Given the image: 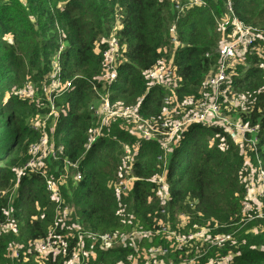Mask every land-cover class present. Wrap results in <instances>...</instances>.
I'll return each instance as SVG.
<instances>
[{"label": "trees", "instance_id": "obj_1", "mask_svg": "<svg viewBox=\"0 0 264 264\" xmlns=\"http://www.w3.org/2000/svg\"><path fill=\"white\" fill-rule=\"evenodd\" d=\"M204 1L205 6L189 9L176 23L179 46L174 51L173 61L181 76L179 87L174 93L160 87L145 93L143 72L157 64L167 55L165 50L171 48L169 26L176 10L169 1L31 0L25 5L20 0H0V191L15 175V169L28 160V149L38 140V132L26 121L28 116L46 112L43 105L27 104L12 95L3 100L6 90L19 81L24 70L45 76L52 56L65 41L60 53L62 78L71 79L76 75L81 78L75 79L72 88L54 101L56 107H65L54 140L61 157L79 160L82 179L68 182L70 188L64 191V198L73 209L64 226L57 230L61 234L75 233L71 226L76 225L94 232L129 231L134 227H150L157 219L171 217L183 220L185 232H194L204 225L209 229V236H224L225 240L220 245L201 240L190 249L181 246L160 257L166 264H177L181 258H192L202 251L205 254L194 264H210L227 255L231 256V264H264V217L247 224L248 221L241 223L240 220L246 197L245 178L250 168L244 165L238 144L226 138L221 128L193 125L183 133L179 144L171 147L166 165L169 184L166 200L157 197L156 185L151 182L162 167L157 159L161 153L159 143L137 141L118 124L112 125L110 135L129 146L133 160L135 155L132 176L140 180L131 182L127 194H117L113 189V184L122 186L120 175L124 165L123 148L116 140L99 138L87 155L82 156L83 145L95 121L89 110L95 103L89 80L102 69L101 56L93 51L94 44L109 33L118 19L121 29L116 36L120 44L125 45V61L118 68L116 82L109 86L111 101L132 104L143 96L141 115L159 121L167 94L179 104L187 99L203 98L201 87H204L205 77L217 64L216 48L221 33L215 18L224 13L225 0ZM232 7L242 22L264 29V0H232ZM238 62L231 78L230 93L241 97L243 103L236 107L229 104L224 111L249 125H259L264 168V41H258V50L244 53ZM206 92L209 93L208 87ZM5 203V198L0 196V220L9 207L19 231L10 233L19 241L27 244L46 235L52 225L54 205L43 178L25 173L17 197L8 207ZM254 229L256 234H253ZM1 236L2 264H11L10 261L38 264L30 258L21 261L3 257L9 239ZM157 244H164L161 235L149 246ZM90 246L86 244L87 248ZM91 249L98 254L94 261L109 264L134 253L131 247L99 251L92 245ZM46 264L63 262L55 259Z\"/></svg>", "mask_w": 264, "mask_h": 264}, {"label": "built area", "instance_id": "obj_2", "mask_svg": "<svg viewBox=\"0 0 264 264\" xmlns=\"http://www.w3.org/2000/svg\"><path fill=\"white\" fill-rule=\"evenodd\" d=\"M167 1L172 3L176 10V16L169 26L168 36L171 48L165 50L167 55L162 57L157 64L143 72L146 83L145 93H148L153 87H160L166 92L169 90L174 93L175 88L179 87L181 76L177 73L173 61L174 51L179 46L176 23L189 9L203 7L206 4L204 0ZM224 6V13L215 18L217 30L221 33V40L216 48L218 61L215 68L209 71L204 81L209 89V97L203 99L196 111L186 114L181 119H177L176 114L181 110L179 105L183 102L179 104L176 99H171L168 94L163 99L164 105L167 106L162 109L159 121H151L141 115L140 103L143 101V96L138 97L132 104L111 101L109 86L116 82L118 68L125 61V45L120 44L116 36L117 31L121 29V24L118 19L115 20L109 33L98 40L93 48V51L101 56L102 69L99 75L89 80L95 94V103L89 106V110L95 121L93 127L89 129L83 145L82 156L87 155L99 138L116 140L110 135L114 123L118 124L120 129L131 133L137 141H155L157 144L159 143L161 153L157 156V159L162 162L161 172L151 182L156 185L157 197L166 200L169 197L166 165L172 151L171 147L175 146L176 143L178 145L183 133L193 125L221 128L226 138L238 144L243 155L244 165L250 168L248 176L245 178L246 197L245 202L242 204V211L246 208L252 211L246 214V220L243 219V222H246L264 217V168L260 157V127L259 125H249L238 116L226 114L224 108H227L229 104L235 107L242 105V98H236L235 95L230 93L231 78L235 72V65L240 63L238 61L243 59L244 53L249 52L251 54L252 51L258 50V41H264V29L242 22L233 12L232 0H225ZM61 43L57 53L52 56L49 70L45 75L49 83V89L39 98L40 100H36V103L46 108V112L42 113L41 117L31 124V128L39 134L38 140L29 147L28 160L16 172L15 195L12 194L8 200V205H11L17 197L20 180L25 173L40 176L45 182L49 199L54 205L52 225L48 228L44 237L31 240L28 243L29 251L25 247L23 250V247L12 248L10 258L27 261L28 256L32 253L33 260L38 264H46L49 260L55 259L61 260L63 264H109L94 260L90 261V258L97 255L96 251L91 249L92 245H96L99 251L120 247H131L134 250L136 246L139 250L142 241L147 240L152 243V238H156V235L159 234L164 244L150 245L146 249L139 250L138 254L144 258V262L141 264H166L160 257L169 255L176 249L182 248L181 246L190 249L194 243L201 240L220 245L225 237L209 236V229L206 227H203V229L197 227L194 232L187 231L184 233H180L183 225L179 228L160 225L154 232L142 227H134L129 231L94 232L76 225L71 226V229L76 230L75 233L69 231L61 234L57 230L58 227L62 228L64 226L73 209L71 203L65 200L62 188L66 181L76 182L82 179L79 160L71 161L61 157L58 154V148L55 147L54 133L59 117L61 113H64L65 107H56L54 101L72 88L75 79L81 78L79 75L71 79L62 78L63 70L60 63V53L64 49V44ZM170 107L172 108L170 109ZM163 116H166V120L163 119ZM124 124L130 127H124ZM225 137L222 136L221 140ZM116 141L123 148L124 165H122L120 175L122 186L118 187L117 184H113V189L117 194L119 192L127 194V191H130L132 187L131 182L140 180V178L132 176L135 155L133 160V154L129 150V146L120 140ZM250 175L252 176L251 180H249ZM249 196H254L257 204L248 199ZM252 202L255 204L256 209L252 206ZM160 222L158 220V223ZM1 228L12 233L18 232L16 220L12 216L9 207L4 211L3 219L0 220ZM87 243L91 245L89 248L86 247ZM165 245L168 247H165ZM200 247L202 250L203 245ZM204 254L205 251H202L201 254L192 258H181L177 264H194L195 260ZM215 261H217V264H231V256H223ZM215 261H210V264H216ZM130 264L135 263L131 262Z\"/></svg>", "mask_w": 264, "mask_h": 264}, {"label": "rangeland", "instance_id": "obj_3", "mask_svg": "<svg viewBox=\"0 0 264 264\" xmlns=\"http://www.w3.org/2000/svg\"><path fill=\"white\" fill-rule=\"evenodd\" d=\"M20 2L22 4H25L26 3H30L31 0H20ZM27 14H32V13H27ZM32 16V15H30ZM62 40H60L61 42ZM7 43H10L9 41H6ZM61 44H65V41L62 42ZM60 46V44H59ZM59 46H58V50H59ZM206 85L204 84V87L202 86L201 88V93H203V98L201 99H198V100H188L182 104H180V108L181 110L175 115L177 119H181L182 117H184L186 114L188 113H191V112H194L198 109V106L201 104V102L203 101V99L205 100L206 98L209 97V94L206 92ZM49 89V83L47 82L45 76L43 75H36L34 73V71L32 72H29L27 70H24L22 73H20V76H19V81L13 85H11L7 90H6V94L4 95L3 97V100H5L7 98V96H10L12 95L13 98H18L19 100H22L24 102H26L27 104H31V103H36V100L39 99L46 90ZM206 92V93H204ZM40 100V99H39ZM164 106H167V105H164ZM172 107H170L171 109ZM228 109V108H227ZM225 112V111H224ZM226 113V112H225ZM228 114V113H226ZM42 113H39V114H33L32 116H28L27 120L28 121V124H32L33 121H36L37 119H39L41 117ZM163 119L166 120V116H163ZM94 124V122H93ZM124 127H130V126H126V124L123 125ZM262 152H263V146H262ZM20 169V168H18ZM17 168L15 169V172L14 174H16ZM19 171V170H18ZM161 171V169H158V171L156 172V175L159 174ZM252 179V176L250 175L249 176V180ZM68 182L69 181H66L63 188H62V193L64 194V191L67 190L69 191V185H68ZM14 183H15V175L8 181V185L0 191V196L1 197H4L5 200H6V203H5V206L7 205L8 207V200L10 198V196L13 194V196L15 195L14 193ZM18 192H19V189H18ZM14 201V200H13ZM252 211L248 208H246L245 210L242 211L241 213V217H240V220H241V223H243L244 220L247 219L246 217V214L248 213H251ZM244 219V220H243ZM158 220H155L154 223H152V225L150 227H145V229H149L151 230L152 232H154V230L158 229L160 227V225H165V226H169L170 228H174L176 225H183V221H178V220H175L171 217H165L164 220H161L160 223H158ZM239 220V221H240ZM255 220V219H254ZM260 220V219H258ZM247 223H250V221L246 222L245 224ZM198 226V225H197ZM203 227H205L204 225H201L199 227V229H203ZM184 231H180V233H184ZM212 232V231H211ZM19 233V231H18ZM257 231H253V234H256ZM0 235H2L1 237H5V236H8V239H9V243H8V247L6 249V252H5V255H3V257L10 259V252L12 250V248H15V247H20V246H24L25 249H27L29 251V248H28V243L25 244L26 242H21L18 240V237L11 234L8 230L6 229H0ZM158 235H156V238H152V243H154L155 241L158 240ZM20 243H23V244H20ZM144 243V244H143ZM17 245V246H14V245ZM147 247H149V243L147 240L145 241H142V244L140 245L139 247V250H142V249H146ZM139 250H138V246H136V249L133 250L134 253L128 255L124 260H119V259H123L122 257L118 258L115 263H123V264H130L131 262H134L135 264H141L142 262H144V258L138 254L139 253ZM98 254L93 257V258H90V261H93L97 258ZM28 258H33V255L31 253L30 256H28ZM168 261H170L169 259H167ZM147 261H149L147 259ZM9 263L12 264V261H10ZM0 264H2L0 262ZM5 264H8V263H5Z\"/></svg>", "mask_w": 264, "mask_h": 264}, {"label": "crops", "instance_id": "obj_4", "mask_svg": "<svg viewBox=\"0 0 264 264\" xmlns=\"http://www.w3.org/2000/svg\"><path fill=\"white\" fill-rule=\"evenodd\" d=\"M248 199H251L254 203H256L257 204V200H256V198L253 196V197H248ZM252 202V206L254 207V209H256V206H255V204ZM254 231V230H253Z\"/></svg>", "mask_w": 264, "mask_h": 264}]
</instances>
